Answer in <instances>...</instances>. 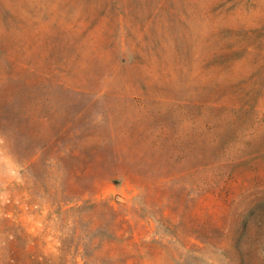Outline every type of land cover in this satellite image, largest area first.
I'll return each mask as SVG.
<instances>
[{"label":"rangeland","instance_id":"374dc122","mask_svg":"<svg viewBox=\"0 0 264 264\" xmlns=\"http://www.w3.org/2000/svg\"><path fill=\"white\" fill-rule=\"evenodd\" d=\"M0 264H264V0H0Z\"/></svg>","mask_w":264,"mask_h":264}]
</instances>
